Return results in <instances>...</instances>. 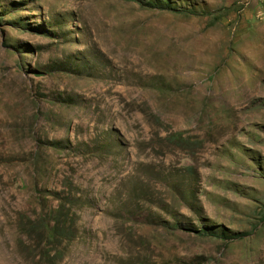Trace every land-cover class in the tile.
Listing matches in <instances>:
<instances>
[{
    "label": "rangeland",
    "instance_id": "1",
    "mask_svg": "<svg viewBox=\"0 0 264 264\" xmlns=\"http://www.w3.org/2000/svg\"><path fill=\"white\" fill-rule=\"evenodd\" d=\"M171 2L0 0V264H264V0Z\"/></svg>",
    "mask_w": 264,
    "mask_h": 264
},
{
    "label": "trees",
    "instance_id": "2",
    "mask_svg": "<svg viewBox=\"0 0 264 264\" xmlns=\"http://www.w3.org/2000/svg\"><path fill=\"white\" fill-rule=\"evenodd\" d=\"M134 1L138 4H140L141 6L151 9V10H158V11H167V12H176V13H183L184 11H182L181 8L176 7L175 5H173V2H171V0H131ZM188 14L191 15H203L205 14L204 12H199L196 8L191 10V11H185ZM198 234L201 235H208V236H215V237H227L229 236L230 239H240L243 238L244 235L242 234H238V233H231L230 235H226V234H222L219 235L218 233H215L213 231H210L209 229H204V230H200L197 231Z\"/></svg>",
    "mask_w": 264,
    "mask_h": 264
}]
</instances>
